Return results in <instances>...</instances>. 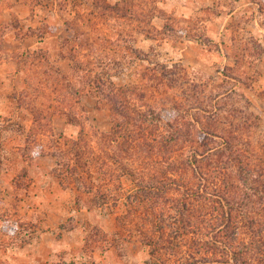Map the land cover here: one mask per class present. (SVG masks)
Returning a JSON list of instances; mask_svg holds the SVG:
<instances>
[{
  "label": "rangeland",
  "instance_id": "obj_1",
  "mask_svg": "<svg viewBox=\"0 0 264 264\" xmlns=\"http://www.w3.org/2000/svg\"><path fill=\"white\" fill-rule=\"evenodd\" d=\"M94 1L31 0L34 13L44 17L41 30L35 32L38 36H58L43 47L25 44L10 52L4 47L8 32L14 29L23 38L32 31L26 21L14 15L9 24H0V58L24 51L47 53L68 71L72 61L61 56L60 36L67 35L66 21L75 9L83 4L92 10ZM142 1L164 11L158 12L153 23L161 30L166 26V32L148 37L131 29L128 52L132 57L126 63H112L115 82L122 85L139 81V72L148 65L166 64L170 73L179 68L182 77L186 74L185 87L192 80L198 83L188 92L200 97L192 112L203 113L201 108L209 107L214 99L220 105L222 125L233 131L228 136L231 144L263 163L264 0ZM9 3L0 8H8ZM134 47L147 60L133 58ZM11 60L16 62L15 70L8 72L0 67V264H164L152 253L153 248L163 252L161 257L169 264L184 263L187 248L176 237L180 226L178 219L169 216L171 208L160 204L158 209L165 212L162 219L156 218L150 208V194H140L129 173L122 176L120 186L109 184V177L99 174L100 149L96 141L90 173L85 175L94 190H79L77 178L69 180L68 186L62 185L56 168L58 157L40 153V145L52 150L57 138L38 131L30 134L34 126L32 108L20 106L17 101L19 91L26 89L28 95L37 97L33 100L40 107V73H24L18 69V61ZM24 60L30 63L26 57ZM29 80L31 84L25 88ZM206 82L208 86L203 84ZM183 86L180 83L173 91L182 94ZM77 112L76 119L84 120L88 129L112 128L110 109L99 106L92 93L82 96ZM162 114L166 121L168 112ZM75 116L72 119L56 113L52 120L55 136L64 133L76 137L80 126L74 123ZM221 140L218 137L220 144ZM25 145L34 154L30 161L20 151ZM129 195H133L135 204L130 203ZM86 216L89 218L84 220ZM157 224L166 228L165 241L160 243H156L160 235ZM163 243L168 250L160 248Z\"/></svg>",
  "mask_w": 264,
  "mask_h": 264
},
{
  "label": "trees",
  "instance_id": "obj_2",
  "mask_svg": "<svg viewBox=\"0 0 264 264\" xmlns=\"http://www.w3.org/2000/svg\"><path fill=\"white\" fill-rule=\"evenodd\" d=\"M8 2L0 0V7ZM93 4L92 10L83 4L75 9L66 21L67 35L60 36L61 56L72 61L68 71L47 53L24 51L0 58V62L15 59L24 73H40V107L33 100L37 97L28 95L26 89L17 96L20 106L32 108L30 134L38 131L57 138L52 150L40 145V153L58 157L62 185L77 178L78 189L91 192L94 185L86 182L85 175L90 173L96 141L99 174L109 177V184L120 186L122 176L129 173L138 192L150 194L156 218L165 212L158 209L160 204L171 208L169 216L178 219L180 226L176 237L187 248L182 264H264V162L254 161L231 144L228 136L233 131L222 125L220 105L214 97L209 107L201 108L203 113L192 112L200 97L188 92L198 83L189 80L185 87L186 74L182 77L179 68L170 73L166 64L148 65L139 72V81L115 82L112 63H126L132 57L128 52L131 29L148 37L166 32V26L161 30L153 23L162 9L142 0H95ZM132 52L133 58L147 60L136 47ZM25 57L30 63H25ZM180 83L184 84L182 94L173 91ZM86 93H92L99 106L110 109L111 130L88 129L84 120L76 119ZM164 110L169 114L166 121ZM56 113L75 116L74 123L80 126L76 137L55 136L52 120ZM20 151L25 160L33 159L28 145ZM133 198L129 195L130 203L135 204ZM157 225L160 235L156 243H160L165 241L166 228ZM160 246L165 248L164 243ZM155 250L152 253L169 264L161 257L164 253Z\"/></svg>",
  "mask_w": 264,
  "mask_h": 264
},
{
  "label": "crops",
  "instance_id": "obj_3",
  "mask_svg": "<svg viewBox=\"0 0 264 264\" xmlns=\"http://www.w3.org/2000/svg\"><path fill=\"white\" fill-rule=\"evenodd\" d=\"M8 8H0V24H9L11 18L15 16H19L23 21H26V27L32 29L29 33L25 35V37H18L16 31L13 29L11 32L7 33L4 38V47L10 51H18L22 49L25 44H31L30 48L32 47H43L51 38H56L58 35H50V36H43L36 33L41 30V27L44 23V17L34 13V6H32L31 0H9ZM23 23V22H22ZM23 26L24 23H23ZM36 31V32H35ZM4 64H1L0 67L4 68V71H12L16 69L15 61L9 59ZM81 211H84V208H81ZM89 217H84L83 219ZM106 254L104 255V257ZM144 264V263H138Z\"/></svg>",
  "mask_w": 264,
  "mask_h": 264
}]
</instances>
